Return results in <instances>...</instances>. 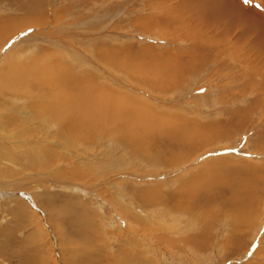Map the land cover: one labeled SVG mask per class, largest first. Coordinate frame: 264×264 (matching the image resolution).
Masks as SVG:
<instances>
[{
  "label": "rangeland",
  "instance_id": "rangeland-1",
  "mask_svg": "<svg viewBox=\"0 0 264 264\" xmlns=\"http://www.w3.org/2000/svg\"><path fill=\"white\" fill-rule=\"evenodd\" d=\"M169 3V0H48V3L47 0H0V17L8 20L12 16L14 21L19 19L17 23L23 21L16 24L19 29L14 32L15 39L0 42V49L5 45L10 49L0 64V75L9 65L32 66L29 68L37 70L34 74H39L23 79L22 93L5 89L0 92L1 98L19 100L9 109L5 108L6 111L0 107V179L3 180L0 183V264H264V52L261 50L264 47V0L242 4L245 10L251 5L252 9L246 14L263 26L259 33L254 31L247 37L246 34L241 36L235 27L228 36V45L219 44L231 46L235 51L232 56H225L223 51L204 50L196 57L194 65L182 69L183 78L166 84L171 89L183 80L177 92H181V105L189 111L183 112L182 118L190 129L202 130L206 136L183 159L189 160L201 151L204 143L207 146L229 144L228 138L216 139L214 135L225 131L222 129L228 128L226 123L234 125L233 132L224 134L230 138L240 135L241 130L247 132L249 124H253L256 135H251L246 144L245 137L242 138L240 149H244L243 152L232 153L230 160L224 157L229 166L219 164L218 159L214 163L209 161L195 167L194 172L189 171L186 181L180 171L177 176L184 178L172 182L167 176L169 183L165 189L162 185L157 188L158 185L141 181L138 178L141 174L154 173L157 176L154 182L162 184L166 172L173 175L178 169H174V165H180L178 162L182 160L176 158L175 163L169 162L178 146L169 137L165 138L173 129L170 122L164 125L163 120L175 116L166 111H158L163 119L152 122L155 123L153 140L145 135L143 141L132 144L118 136L112 142L114 151L110 152L103 142L75 137L69 124L61 120L57 121L63 127V136L54 137V131L46 127V120H40L43 116L53 119L49 103L58 100L59 95L52 96L49 91L55 90V93L60 89L65 94L83 95L87 89L79 80L81 68L77 67L70 51L96 58L95 50L102 46L104 58L112 59L111 49L119 51L124 46L136 49L138 45H151L154 52L162 53L161 60L170 58L168 63L180 66L197 54L191 53L195 43H191L188 35L184 36L185 41L180 37L173 40L172 34L160 33L158 24L145 29L131 25L137 17L150 12L164 13ZM232 9L237 10L235 5ZM28 18L47 20L49 26L43 27L52 33L50 39L32 37L33 27L41 26L31 25ZM2 27L6 29L5 24H0V29ZM58 32L71 46L59 42ZM5 40L8 42L3 45ZM51 46H61L66 52L62 54ZM171 52L176 54L174 58L168 55ZM106 59L101 58L105 63ZM52 62L61 63H57L56 71L48 72L54 66ZM120 67L125 71L124 65ZM89 72L85 74L91 78ZM166 72L172 74L169 69ZM52 74L60 75L53 77ZM61 75L63 82L57 79ZM149 77L154 82L168 79ZM70 84L72 87L67 89L66 85ZM242 85L247 88L243 89ZM244 111L248 118L243 116L239 121L238 116ZM195 121L199 125H193ZM241 121L245 124H240ZM207 125H213L212 130L205 128ZM94 131L97 135L103 133ZM175 134L181 135V132L175 130ZM259 139L263 141L257 142ZM209 154L205 157L214 155ZM240 156L252 160L251 170L242 169L244 159H239ZM121 159H125L124 163ZM140 167L142 169H138ZM18 168H21L19 172ZM257 169L261 171L255 172ZM139 209L144 215L137 214Z\"/></svg>",
  "mask_w": 264,
  "mask_h": 264
},
{
  "label": "bare ground",
  "instance_id": "bare-ground-1",
  "mask_svg": "<svg viewBox=\"0 0 264 264\" xmlns=\"http://www.w3.org/2000/svg\"><path fill=\"white\" fill-rule=\"evenodd\" d=\"M35 1H37V0H35ZM158 1H160V0H158ZM171 1L172 0H169V2L171 4L170 3L168 4L166 11H164V13H160V12L158 13L157 12V14H154L153 12H150L143 17H137L131 25H133L134 27L136 26L137 28L145 29L146 27H150V26H153L154 24H158L163 29V31H161V28L158 27L160 33L163 32L164 36L172 34L173 40L176 37H180L182 40L185 41L186 38L184 36L188 35L190 37L189 39L191 40V43L192 42L195 43V44H192L193 52H191V53H197V54H194V55H191L190 57H188L187 60L184 61L185 63L180 66V65L168 63V62H170V60H169L170 58L168 60H161L160 54L162 55V53L154 52L153 47L151 45H149V46L138 45V47L136 49H134L135 47L134 48L133 47L127 48V46H124L127 49L124 48L125 49L124 50L122 48L123 49V50L121 49L122 51L121 50L115 51V50L111 49V51H113L112 52V54H113L112 59L111 58H107V59L104 58L103 55L105 53H104V49H101L102 46H98V50L93 49V50H95V52L97 51V53H98L97 54L98 57H96V58H94V56H92V55H87V56L83 57V55L81 53H80L81 55H79L77 53H73L70 51L69 54H70V56L73 57L72 59L76 60L75 61L77 63L76 65H78L77 67L81 68L79 73L82 74L81 75L82 78L79 80L82 81V83H83L82 86H85L87 89L84 90L83 95H81L77 92H75V93H73V92L68 93L67 92L68 94H65L64 91H60V89L58 91H56L55 93H54L55 90L49 91V93H51L50 95H52V96L53 95H59L57 98L58 100H54L52 102L49 101L50 102L49 105H51L53 108V111H52L53 112V115H52L53 121L49 120L47 116L46 117L45 116L40 117L41 121L44 122V120H46V127L48 126V128H51L54 131L53 132L54 137H62L63 136V127L60 126L58 121H57V120H61L62 122L64 121L65 123L69 124V128L72 129L71 131L75 137H83L85 139V141L86 140L92 141L94 139V140L100 141V143L103 142L104 144L107 145V149L110 152V150L114 151L113 150L114 145H112V142L118 136L120 138L121 137L125 138L126 142L128 141L132 144L135 141H139V140L143 141V138L145 137V135L149 136L151 138V140H153L155 138L154 137L155 134H154V132H152V130L153 131H155V130L152 129V127H154L153 124H155V123L152 124V122L153 121L157 122V119L160 121H161V119H163V118H160L161 114H159L158 111H166L168 115H170V114L175 115L174 117L172 116L171 119L166 118V120H163V121H164V125H166L165 122H170V124H171L170 128L173 129L172 130L173 133H171V132L167 133L165 138L169 137L170 138L169 140L170 141L172 140L178 146L177 153L175 152L176 153L175 154L173 152V155L170 156L171 159L169 161V162L175 163L177 161V160H175L176 158L182 159L181 161L178 162V163H180V165H178V166H176V164L174 165V169L175 168H178V169H175L176 171L174 172L173 175L166 172V176L162 177L164 179V182H162V184H158V182H154L155 179L157 178L156 174H154V173L149 174V175H143L144 173L141 172V173H143V174H141L142 177L136 176V177L140 178L141 181L142 180L147 181V184L158 185L157 188H160L159 186L162 185L164 187V189H165L166 183H169L168 177L170 178V180L172 182H178L179 180H181L184 177H185V181H186L187 179H189L187 177L188 176L187 173L189 171H193L195 167H197V168L202 167V165H206V164L213 162L217 159L219 160V164H221V165L227 164V166H229L228 160H230V158H231L230 156H232L231 154L235 153V152L238 153V151H239L238 154H240L244 150V149H240V147H241L240 143H241L242 138L245 137L244 144H246V142H248L250 140V137L256 135V132H257V131L252 129L253 124L251 126L249 124V127L247 128V130H248L247 132L245 129V131L241 130L244 132L240 131L241 134L238 133L240 135H235L234 136L235 138L224 137V134L226 136L229 133L233 132L232 126H234V125H232V122H229V124L226 123V125L228 126L229 129L223 127L222 130H225V131L220 130V134L215 132L214 135H215L216 139L228 138V140L230 141L229 144L218 145V146H212V145L207 146V144L204 143V144H201V147H202L201 151L195 153L192 157L190 156V158L188 157L189 160L186 158L183 159V157H185L192 149H194L193 148V147H195L194 145L195 144L198 145L199 142L202 141L203 139H205L206 136L204 135V132L202 130L199 132H195L196 130L194 131V129H196V128H194L193 130L190 129L188 127L187 121H184L185 118L184 119L182 118L183 112L189 111V108H187L184 105H181V103L179 101V98H181V95H180L181 92L180 91L177 92V90H178L177 87L181 84V81L183 82V80L179 81V84L172 87L171 89H169V86H167L166 84L171 82V80L173 81V79H175V78H179V79L183 78L184 77L183 72H185V71H183L182 69L194 65V63L196 62L195 61L196 57L199 56V53L203 54L204 50H206L210 53L211 52H213V53L218 52L219 53V52L223 51L225 56H227V55L232 56V54L235 51L233 52V48L231 46H225V45H219V44H227L228 45V43H229L228 36L235 27H237L238 34L241 33L240 34L241 36H242V34H246V37L248 36V34L250 32L258 31L257 33H259L260 30L263 28L262 25L255 23L250 18V16L248 14H246L248 11H250L252 9V7L249 4L248 6L250 8L248 10H245L243 8V5H242V4H244L243 0L242 1H240V0H175V1H177L176 4H172ZM47 3H48V0H47ZM151 3L155 4L154 2H151ZM234 5L237 8L236 12H234L232 9L234 7ZM39 7H41V6L39 5ZM172 7H174L175 9L169 11ZM159 11H160V9H159ZM36 13H38V12H36ZM6 18H8V17L6 16ZM28 19L31 20L32 22L30 23L29 21H26V23H30L31 25L32 24H36V25L38 24L39 26H41V27H33V29L31 30L32 31L31 32L32 37L37 38V36H39V37L46 36L48 38V37H50V35H52L51 32H48L47 30H45L46 28L43 27V26H47V25L49 26L48 21L43 20L44 17H43V19H37V18H28ZM18 20L19 19H16L14 21L12 16H11V18L9 17L8 20L5 19L4 17H0V24H5L6 29L9 28L8 30L4 29L3 27H2V29H0V42L3 39L10 41V39H12V37L15 39L14 36H15V33H17V31H18L17 28L19 27V25H16V24H20V22H23V21H20L19 23H17ZM11 21H14V22H11ZM6 23H8V25H6ZM54 24H56V23L54 22ZM31 27H29V28H31ZM58 34H59L58 35L59 42H61L62 44L64 43V44H68L69 46H71V44H69L68 41H63L61 39V38H63L62 33L58 32ZM64 36H66V35H64ZM233 37H234V35H233ZM47 38H46V40H47ZM48 39H50V38H48ZM234 40H236V39H234ZM258 40H260V38ZM8 41H6V43L4 42L3 45L7 44ZM50 41L54 42L53 40H50ZM117 41H119V40H117ZM86 42H88V41H86ZM232 42H233V40H232ZM237 42H239V40ZM200 43L208 44V46L198 45ZM212 43L214 44V46L212 45ZM100 44H102V43H100ZM100 44L98 43L97 45H100ZM51 47L56 49L57 51H60V53L66 52V50L64 48H61V46L60 47L51 46ZM263 48L264 47H262L261 50H263V52H264ZM9 50L10 49L7 47V45H5L3 48L0 49V64H2L3 59L6 58L7 54L9 53ZM168 50L170 51V49H168ZM214 50H216V51H214ZM51 51H52V49H51ZM42 52H43V50H42ZM123 52L126 53V55L123 54ZM10 54H11V52H10ZM208 54L209 53H206V55H208ZM168 55L171 58H174L173 56H175L176 54L171 52V53H168ZM220 56H222V55H220ZM150 57H160V58H150ZM101 58L103 60L106 59L108 62H106V63L103 62L101 60ZM206 58H207V56H206ZM96 59H99V60H96ZM58 62H52V64L54 66H51V68L48 69V72L56 71L55 68H57L56 65ZM60 63H58V65ZM121 64L125 66L126 73L124 70L123 71L121 70V67H120ZM73 65H75V64H73ZM21 66H19L17 68V65H9L8 68L5 69V71H4L5 74L2 72V74L0 75V80H1L0 92H2V91L4 92V89H5V90H9L10 92H14V93H17V92L22 93L20 91L23 90L22 88H24V87L21 86L20 84H21V82H24L23 79H26L28 76H30L32 74L34 77H37L39 75L38 73H37L38 74L37 76H36V74H34L37 72V70L33 69V68H29V67H32V66H29V64H28L29 67H23L22 68ZM10 67H11V69H10ZM167 69H169L172 72V74L167 73L166 72ZM89 71H91V72H89ZM46 72H47V69H46ZM86 72L91 73V75H90L91 78L87 77L88 75L85 74ZM24 73H28V74L24 75ZM241 74H242V72H241ZM59 75L60 74H57L55 76L54 74H52L53 77H57ZM151 75L155 76V77L159 76L160 78L164 77V78H168V79H166V81L154 82V81L149 80V79H151L149 77ZM243 75H244V73H243ZM57 79L60 80V82H63L62 81L63 75H61V77L57 78ZM67 80H69V79L67 78ZM104 84L107 85V88ZM32 85H33V83H32ZM25 86H26V84H25ZM66 86H67V89L69 87H72L71 84L66 85ZM160 86H161V88L164 87L165 89L161 90V88H159ZM245 86L242 85V88L243 89L247 88ZM186 87L187 86H185L184 88H186ZM27 88H28V86H27ZM94 88H97V89H94ZM156 88H158V89H156ZM184 88L181 87V89H184ZM62 90H64V89H62ZM11 95H12V93H11ZM169 97H170V99H169ZM17 102H19V100L13 101L12 97L1 98V96H0V107H1V109H5V108L9 109L8 108L9 106H12L13 104H16ZM257 102L254 103V105H253L254 107L257 106ZM38 106H39V104H38ZM46 106L48 107V103H46ZM167 108H171V109H167ZM153 109H154V111H153ZM176 110H178V111H176ZM5 111H6V109H5ZM155 111H157V112H155ZM44 113H46V112H44ZM155 113H157V114H155ZM176 113H178V114H176ZM244 113H245V111L242 112L238 116V118H241V119H239V121L244 119L243 116L248 118L246 115H244ZM249 113L251 114L252 112L249 111ZM250 117H251V115H250ZM180 119H182L183 121H180ZM192 124L193 125L194 124L199 125V122L195 121V123L192 122ZM240 124H243L242 121ZM159 125H160V127H162V124H159ZM213 125H207V126H205V128H207L209 130V129H211V127ZM193 127H195V126H193ZM96 129L99 131H102L103 133H100L99 135H97L98 133H95V131H94ZM174 129L177 132H181V135H176V134L174 135V133H175ZM226 129H228V130L226 131ZM163 130L166 131V129H163ZM193 131L195 133H193ZM128 133H130L129 137H128ZM244 134H245V136H244ZM161 136H163V135H161ZM263 140L259 139L257 142H261ZM79 142H80V140H79ZM152 142H154V141H152ZM186 143H189V144L186 146ZM82 144H83V141H82ZM148 146H149V144H148ZM173 151H175V149ZM118 153H120V152L118 151ZM212 153H214V155ZM245 153H247V152H245ZM208 154L209 155L212 154V155L205 157V155H208ZM233 155L235 156V154H233ZM241 155H243V154H241ZM245 155H247V154H245ZM245 155H243V156H245ZM120 156L122 158L123 154L120 153ZM251 156H252L251 158H253V154ZM256 156H258V155H256ZM262 156H264V154ZM224 157L227 158L228 160H225ZM221 159H223V160H221ZM239 159H241V160L244 159V160H242V161H244V163H242V169H248L249 168V170H251L250 166H249L250 162L252 161L251 159L245 160V157L241 158V156ZM121 160H123V159H121ZM124 161H125V159L122 162L124 163ZM158 163H161V162H157V164ZM169 164H171V163H169ZM255 164H258V163H255ZM262 166H263V164H262ZM257 167H259V166H257ZM21 168H23V166ZM21 168H18L19 170L17 172H19L21 170ZM24 168H27V167H24ZM253 168L254 167H252V169ZM138 169H142V167H140ZM262 170H264V169H262ZM180 171H183L184 177L181 176L179 178V176H177V174ZM257 171L260 172L261 170L260 171L258 169L255 170V172H257ZM29 174H28V176H29ZM137 174H139V173H137ZM256 174H258V173H256ZM8 175H11V173ZM262 177H263V175H262ZM147 178L151 179L152 182H148ZM1 180L2 179H0V183H2V181H3V180L2 181ZM6 183L8 186V181H6ZM178 184H177V186H178ZM175 185L176 184L174 183V186ZM172 187H173V185H172ZM178 189H180V188H178ZM240 189L243 190L245 188L240 187ZM189 191H191V190H189ZM170 192H172V191H170ZM232 199L235 200L234 197ZM232 199H230V200H232ZM113 205H114V203H113ZM114 206L116 208V205H114ZM123 206H125V205H123ZM132 206H134V205H132ZM119 207H122V206H119ZM136 207H137V205H136ZM244 210H243V212H244ZM246 211L247 210H245V212ZM137 214L141 215L142 210L139 209L137 211ZM142 215H144V214H142ZM252 221H253V219H252Z\"/></svg>",
  "mask_w": 264,
  "mask_h": 264
},
{
  "label": "snow or ice",
  "instance_id": "snow-or-ice-1",
  "mask_svg": "<svg viewBox=\"0 0 264 264\" xmlns=\"http://www.w3.org/2000/svg\"><path fill=\"white\" fill-rule=\"evenodd\" d=\"M244 3L245 4L251 3V0H244ZM257 6H259V5H257Z\"/></svg>",
  "mask_w": 264,
  "mask_h": 264
}]
</instances>
